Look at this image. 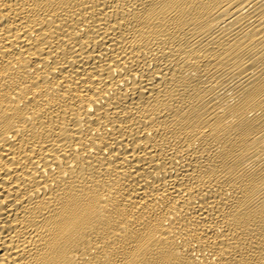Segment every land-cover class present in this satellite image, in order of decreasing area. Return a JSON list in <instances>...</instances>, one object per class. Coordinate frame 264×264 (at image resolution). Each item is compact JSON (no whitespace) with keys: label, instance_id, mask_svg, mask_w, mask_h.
Returning <instances> with one entry per match:
<instances>
[{"label":"bare ground","instance_id":"bare-ground-1","mask_svg":"<svg viewBox=\"0 0 264 264\" xmlns=\"http://www.w3.org/2000/svg\"><path fill=\"white\" fill-rule=\"evenodd\" d=\"M0 264H264V0H0Z\"/></svg>","mask_w":264,"mask_h":264}]
</instances>
